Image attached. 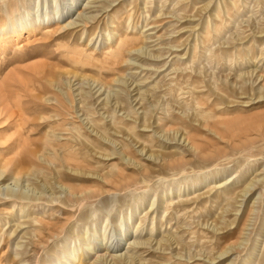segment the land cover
Returning <instances> with one entry per match:
<instances>
[{
  "label": "rangeland",
  "instance_id": "rangeland-1",
  "mask_svg": "<svg viewBox=\"0 0 264 264\" xmlns=\"http://www.w3.org/2000/svg\"><path fill=\"white\" fill-rule=\"evenodd\" d=\"M0 91V264H264V0H0Z\"/></svg>",
  "mask_w": 264,
  "mask_h": 264
},
{
  "label": "bare ground",
  "instance_id": "bare-ground-1",
  "mask_svg": "<svg viewBox=\"0 0 264 264\" xmlns=\"http://www.w3.org/2000/svg\"><path fill=\"white\" fill-rule=\"evenodd\" d=\"M67 12H68V10H67ZM44 18H47V15H44ZM49 19V18H48ZM41 22H43V21H41ZM51 23L49 22V23H46V26H49ZM43 25H45V24H41L40 22H39V26H43ZM56 25V24H55ZM31 26V28L32 29H35L37 26H38V22H34L32 25H29V27ZM47 28H50V26L49 27H47ZM18 29V28H17ZM16 31V30H15ZM34 41V40H33ZM32 42V41H31ZM27 44V43H26ZM127 49V48H126ZM129 49V48H128ZM1 85H2V83H1ZM2 88V93H3V87H1ZM1 91H0V94H1ZM7 92V91H6ZM4 94V93H3ZM1 96V95H0ZM3 97H4V95H2ZM1 96V97H2ZM5 98V97H4ZM8 101V100H7ZM7 101H6V99H4L3 100V103H5V105L4 106H0V117H2V120L3 121H9V122H11V123H9V124H12V126L14 127V125H16V127H17V129H19V128H21L22 127V122H21V120H20V116L16 113V112H14V110L13 111H11V108L10 107H12V106H8V103H7ZM55 102H56V105H58V107H59V111L61 110V108H62V106H64V104H63V102L64 101H61V99L60 98H55ZM2 103V102H1ZM65 103V102H64ZM14 107V106H13ZM22 107V106H21ZM35 107H37V106H35ZM54 107V106H53ZM57 107V106H56ZM34 109V108H33ZM52 109V108H51ZM53 109H55V107L53 108ZM57 109V108H56ZM66 109V108H65ZM18 110V109H17ZM58 110V109H57ZM68 110V109H67ZM52 111H55V110H52ZM63 111H65V110H63ZM57 112V111H56ZM55 112V113H56ZM19 113H20V111H19ZM59 114V113H58ZM57 114V115H58ZM62 114V113H61ZM63 115V114H62ZM24 116V115H23ZM61 116V115H60ZM26 118V117H25ZM2 121V122H3ZM11 128V127H10ZM17 133V132H16ZM26 161V160H25ZM2 175L0 174V177H1ZM4 179V178H3ZM2 179V180H3ZM0 180H1V178H0ZM1 180V181H2ZM0 181V182H1ZM224 185V184H223ZM221 186V185H220ZM244 196V195H243ZM257 198V197H256ZM259 200V199H258ZM255 203V202H254ZM40 226H42V225H44V223L43 222H40V223H38ZM47 224V223H46ZM45 224V225H46ZM229 251V250H228ZM226 252V251H225ZM227 254V253H226Z\"/></svg>",
  "mask_w": 264,
  "mask_h": 264
}]
</instances>
